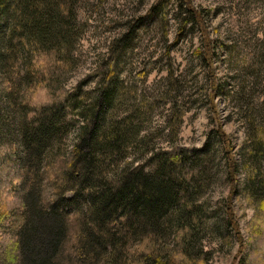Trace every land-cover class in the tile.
Returning <instances> with one entry per match:
<instances>
[{"label": "rangeland", "instance_id": "1", "mask_svg": "<svg viewBox=\"0 0 264 264\" xmlns=\"http://www.w3.org/2000/svg\"><path fill=\"white\" fill-rule=\"evenodd\" d=\"M65 1L72 15L65 27L70 44L61 75L47 78L38 47L9 59L5 80L0 62V89L26 102L25 109L48 102L57 91L55 96L90 91L89 98L97 99L113 50L116 79L93 128L118 125L122 140L118 152L105 159L103 174L137 166L154 172L159 153L180 148L194 158L197 186L191 200L201 218L188 235L175 220L151 237L145 235L148 229L134 230L120 248L115 246L114 263L111 246L94 247V257L79 255L84 238L79 224L88 214L86 204L73 199L64 212L66 236L52 264H150L149 252L168 261L182 243L186 264H264V191L256 184L245 186L253 167L247 150L255 138L252 130L259 121L264 124V0ZM4 25L0 30L9 27ZM0 100V118L18 128L22 115L16 108L6 115V99ZM82 111V104L67 109L65 131L44 146L37 164L43 175L40 201L49 199L55 173L68 169ZM1 125L6 134L0 138V264H19L24 194L35 174L31 161L27 169L22 160L18 138ZM3 137L7 145L1 144Z\"/></svg>", "mask_w": 264, "mask_h": 264}, {"label": "trees", "instance_id": "2", "mask_svg": "<svg viewBox=\"0 0 264 264\" xmlns=\"http://www.w3.org/2000/svg\"><path fill=\"white\" fill-rule=\"evenodd\" d=\"M71 12L70 5L65 0H0V24L9 25L7 29L0 30V62L4 74L2 79L8 77L9 59L18 54L35 53L38 47L43 48L39 53L44 55L46 61L45 71L41 70L46 72L48 79H57L62 73L61 64L68 54L69 33L65 27L70 25ZM2 46L7 49L5 53ZM8 51L10 56L7 55ZM110 54L113 60L109 59L110 65L103 79L104 90L97 99L89 98L90 91H64L63 95L55 96L57 91L50 95L48 102L25 109L26 102L19 103L15 96L12 98V92L0 89V98L6 99L2 102L4 113L10 115L12 108H16L22 115L16 121L18 128L13 130L7 119L0 118V121L8 132L18 138V145L23 150L22 160L27 169L31 161V169L35 174L34 184L28 182L27 192L24 194L27 208L25 220L18 230L21 256L19 264H52L66 236L64 212L73 199L86 204L88 214L85 217L77 211L84 216L82 226L79 224L78 229L80 233H84L82 252L79 250V255L94 257L97 254L95 249L111 246L110 262L114 263L115 248H120L124 238L134 230L140 232L148 229L145 235L151 237L150 235L160 234L163 227L170 228V221L175 220L176 227L179 224L181 228L189 230L188 235L201 218L200 211L191 200L197 186L194 178L197 168L191 164L194 158L180 153V148L159 153L154 172H145L141 166H137L131 169L122 167L115 176L103 174L105 166L109 164L105 159L109 160L118 152L122 140L118 125L98 132L93 128L102 117L101 102L108 101L110 85L116 79L113 50ZM39 77L42 83V75L39 74ZM87 101L89 104H86ZM81 104L84 111L80 113L82 123L79 126V139L68 160V169L63 171V166L59 168L62 173H55L57 179L53 180L49 199L40 201L37 193L43 175L37 173V164L41 153L46 144L58 140L65 131V111L70 108L74 110L75 106ZM257 124L252 130L255 138H251L247 147L253 158V167L250 171L252 174L245 180V186L256 184L264 191V124L261 121ZM3 134L0 131V138ZM1 144H8L4 137ZM27 171L24 179H29L31 175ZM69 190L72 194L66 197L64 194ZM262 197L264 200V195ZM180 250L176 251L178 255L168 261H161L156 253L149 252V263L186 264L183 252L187 251V245L182 243Z\"/></svg>", "mask_w": 264, "mask_h": 264}]
</instances>
